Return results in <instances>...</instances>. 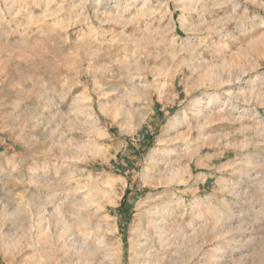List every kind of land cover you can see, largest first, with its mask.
Wrapping results in <instances>:
<instances>
[{
	"label": "rangeland",
	"instance_id": "rangeland-1",
	"mask_svg": "<svg viewBox=\"0 0 264 264\" xmlns=\"http://www.w3.org/2000/svg\"><path fill=\"white\" fill-rule=\"evenodd\" d=\"M0 264H264V0H0Z\"/></svg>",
	"mask_w": 264,
	"mask_h": 264
},
{
	"label": "bare ground",
	"instance_id": "bare-ground-1",
	"mask_svg": "<svg viewBox=\"0 0 264 264\" xmlns=\"http://www.w3.org/2000/svg\"><path fill=\"white\" fill-rule=\"evenodd\" d=\"M162 233V232H161Z\"/></svg>",
	"mask_w": 264,
	"mask_h": 264
}]
</instances>
